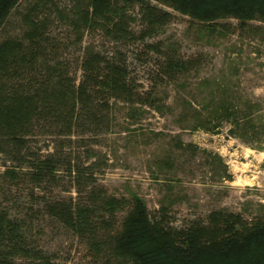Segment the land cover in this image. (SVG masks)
Instances as JSON below:
<instances>
[{
  "label": "rangeland",
  "instance_id": "obj_1",
  "mask_svg": "<svg viewBox=\"0 0 264 264\" xmlns=\"http://www.w3.org/2000/svg\"><path fill=\"white\" fill-rule=\"evenodd\" d=\"M36 2L35 18L44 22L53 55L65 59L72 74H80L87 51L121 60L130 94L109 98V126L86 142L69 143L57 131L34 140L42 155L57 150L50 183H12L0 159V210L20 225L26 248L55 264H96L86 236L52 218L44 205L76 196L75 178L84 174L109 195L140 197L151 215L165 209L174 227L206 223L213 212L248 223L264 219V22L226 19L210 30L146 0L169 15L149 26L145 4L114 0L124 35L94 29L84 31L78 44L69 19L72 0H22L0 38L20 35L21 14ZM168 54L187 68L167 75L162 62ZM224 106L232 116L221 115ZM14 256L17 264L36 263Z\"/></svg>",
  "mask_w": 264,
  "mask_h": 264
},
{
  "label": "trees",
  "instance_id": "obj_2",
  "mask_svg": "<svg viewBox=\"0 0 264 264\" xmlns=\"http://www.w3.org/2000/svg\"><path fill=\"white\" fill-rule=\"evenodd\" d=\"M72 1L69 19L78 44L84 31L94 29L107 36L124 35L123 17L117 14L114 0ZM122 1L145 4L149 26L169 17L146 0ZM153 1L210 30L226 19L241 25L264 22V0ZM21 2L0 0V33ZM38 3L21 14L20 35L0 38V159L4 177L17 184L24 178L33 185L54 180L57 150L42 155L34 146L44 132L57 131L58 138L69 143L86 142L96 135L93 131L109 126V98L130 94L121 60L109 61L87 51L79 61L80 74H72L66 60L53 55L56 47L49 46L44 22L35 18ZM186 68L187 63L170 54L162 62L171 77ZM221 111L233 115L230 107ZM87 176L75 178L76 196L56 197L44 205L52 218L86 236L96 264H264V219L248 223L238 215L213 212L206 223L178 228L169 224L165 209L151 215L140 197L109 195L95 177ZM120 213V222H115ZM22 242L20 225L0 210V264H17L14 255L34 264H55Z\"/></svg>",
  "mask_w": 264,
  "mask_h": 264
}]
</instances>
